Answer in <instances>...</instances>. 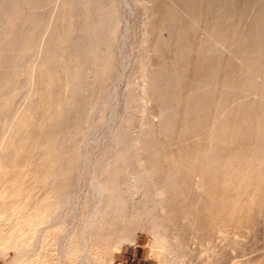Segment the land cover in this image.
Segmentation results:
<instances>
[{
    "label": "bare ground",
    "instance_id": "1",
    "mask_svg": "<svg viewBox=\"0 0 264 264\" xmlns=\"http://www.w3.org/2000/svg\"><path fill=\"white\" fill-rule=\"evenodd\" d=\"M43 1L0 0V120L12 91L20 87L23 92L15 115L0 127V251L14 248L15 260L21 263L32 253L34 258L41 255V261L35 259L39 264L52 258L57 264L73 258L76 264H95L107 249L108 239H115L132 217L125 213L118 217L121 211L111 203L107 206L120 187L116 168L108 166L112 165L108 160L123 146L124 136L120 142L112 136L103 161L93 164L88 147L79 151L78 177L72 185L67 182L75 165L69 153L74 143L73 119L80 106L95 95L90 87L97 73L93 64L98 59L96 46L103 42L112 16L100 4L93 11L76 14L70 10L76 3L91 0H48L52 2L48 16L40 17ZM163 3L165 16L158 27V58L163 61L149 65L140 88L143 98L157 103L159 120L153 121L149 114L140 121L136 137L123 150V159L128 157L134 167L131 189L145 191L144 204L149 201L142 206L141 216L155 212L151 227H161L172 208L184 200L181 179L188 175L193 190L204 199L206 226L216 229L222 219L227 222L235 217L264 184V0ZM66 6L65 14L61 11ZM30 42L37 46L30 48ZM168 49L170 62L164 57ZM192 56L196 63L190 67ZM112 99L111 103L117 98ZM115 108L112 103L108 111ZM113 128V124L108 128L109 134ZM42 131L46 133L37 136ZM45 156V166L29 175L25 165ZM183 209L181 217L186 220L189 213ZM151 234L156 258L161 264H173L176 257L169 251L166 236L153 230ZM206 245L207 253L212 251L210 240Z\"/></svg>",
    "mask_w": 264,
    "mask_h": 264
},
{
    "label": "rangeland",
    "instance_id": "2",
    "mask_svg": "<svg viewBox=\"0 0 264 264\" xmlns=\"http://www.w3.org/2000/svg\"><path fill=\"white\" fill-rule=\"evenodd\" d=\"M51 3L52 2H49L48 0L43 1L42 6L39 10L40 17L48 16V12H49L48 10H49V7L51 6ZM99 4L102 6L101 9H103V11H105L106 9L105 12L109 13L112 16V23L110 24V28L108 29V31L105 32L103 37L101 38V41L103 42H97V46H96V49H97L96 54H97L98 59L94 61L93 64L95 68L94 67L93 68L96 69L97 73H95V80L93 81L94 86L91 85L90 87L92 93L95 92V95L92 94V99L95 102L91 100L90 103L83 104L82 106H80L81 109L78 110V113L73 119L74 126H75L74 135H73L74 143L69 153L73 155V158L75 157L74 159L75 165L73 167L72 173L68 175L69 179L67 182L68 184L72 185L74 180L77 179L75 177H78L77 176L79 174L78 171L80 170L79 163L81 160L79 154L82 153L86 149V147H88L89 151L92 152L91 160H92V163L94 164V162H97V161L100 162V160L103 161L104 158L106 157L105 151L107 149L109 142L112 139V136H113V139H115L116 141H119V140L123 141L124 139V141L121 142L123 146L121 145L120 148H118V152L114 154L113 156L114 160L112 159V156H110L108 160L109 162L111 161V163L109 162L108 163L112 164L108 166H112L113 168H116L117 179H118V180L116 179L117 181L116 185H120V187L117 186L118 187L117 192L119 193H116L113 195V197L111 198L112 201H110L111 199H108L110 202L107 201V203L109 202L107 206L112 205L111 207L115 208L117 211H121V214L120 212H118L119 213L117 215L118 217H120L121 215L123 216L124 213H125L124 215L132 214V217L126 223H124L125 225L123 226L125 228H122L123 226H121L120 232L116 233L118 234V236H123L122 234H125L123 236L124 238L118 237L115 234V237H114L115 239H113V236L110 239H108L107 249H105L104 253L99 254V256H97V258L94 260L93 263L95 264H118L119 262L118 259L121 258V255L123 252H129V250H134L135 251L134 256H136V261H135L136 264H161L158 258H156L155 240H154V236L151 234L153 230V231H156L157 233H160L166 236V238L168 239L169 244H170V247H168L169 251L170 253H175L174 255L176 257V260L173 261V264H216V263L217 264H246L247 263L246 258L249 260L248 264H264V188H263L264 184L262 185L261 189L255 193L252 199L244 203L242 210L235 217H233L231 220L227 222H224V219L221 218L222 224L220 223L219 227L216 225L217 226L216 229L210 228L211 229L210 230L206 226L205 223H206V217L208 216V212L203 209L204 199L201 197V195H198L196 190H193L194 188L191 185V182H190L191 179H188L189 178L188 175L186 176L183 175L181 179L183 180L182 181L183 185H182L180 192L182 191L184 192V193L182 192L183 193L182 196H184V200L181 201L177 206L172 208L169 219L164 220L162 222L161 227H157V228L155 226L151 227V225H154V224L152 223L150 217L155 212H153L150 216H145V217L144 215L141 216L142 215L141 208H143L142 206L144 205L148 206L149 201L147 200L148 203L144 204L146 201L145 196H144L145 191H141V193H136L131 189L130 173L133 172L134 167L128 157H125L126 159H123V158L125 156V151L127 150L128 144L136 137V134H137L136 131L138 132V129L140 127L139 126L140 121H142L143 118L150 116L149 114H151V119L153 121L157 122L159 120V114L157 112L158 109L156 105L157 103L152 99L147 100L143 98L141 95L142 91L140 88L141 86H143L141 84L144 83V79H145V78L143 79L142 76L146 75V72L149 69V65L152 64V66H156L158 63H160V61L161 62L163 61V58H158L159 57L158 48H159V45L161 44L160 39H158V34H159L158 27L160 24V19L165 16L164 15L165 7H164L163 0H91L90 2H88V4L76 3L70 7V10L72 9L71 11H73V9H75L74 11L76 12V14L79 13L80 11H84L86 9L89 10L91 8H92L91 10L93 11L95 8L94 6L97 5L98 7ZM67 11H69L67 6L62 7V11H61L62 13L66 14ZM115 20H116V23H115ZM62 24L63 23H60V25ZM113 30L115 33L113 32ZM120 39H122V41ZM144 42L146 43V45ZM81 43L82 42H79L78 44H81ZM29 45H30V48H34L37 46V42H30ZM169 51H170L169 49L168 51L165 50V53H164V57L165 59H167V62H170ZM122 59L123 60L125 59V60L122 61ZM190 59L191 60L189 61V64L191 67L196 62H195V57L192 56ZM144 71L146 72L144 73ZM98 83L100 84L99 86H97ZM22 93H23L22 88L20 87H17L16 89L12 91V96L10 97L9 102L7 103L5 108L2 110L0 127L5 126L6 123L8 122V119H10V117L15 115L16 113L15 109L20 105ZM113 96L117 98L118 100L114 99ZM117 96H120V97L118 98ZM16 97L18 99H16ZM111 98L114 99L115 103L117 101L120 102V103L117 102V105H116L112 101L113 107L115 108L117 106L114 110L112 109L113 111L116 110L115 111L116 113L111 111V109L110 111H108L109 107L112 108ZM144 99L147 102H144ZM141 101L144 105L141 103ZM118 103L120 105H118ZM93 110L94 112H92ZM109 112L111 113L109 114ZM109 116L112 120L110 119V122L108 123L107 121H109L108 120ZM111 123L113 124L114 128L112 130V134H109L108 128L110 129L112 125ZM115 123H116V126H115ZM103 124L104 126L106 125L107 126L104 127ZM102 126L104 128H102ZM116 127H117V130L115 129ZM100 128H102V130ZM118 128H120V130ZM134 132L135 134H133ZM45 133L46 131H42V132H37L36 134L37 136H43ZM116 133L117 134L121 133L122 136L121 134L115 135ZM131 133L134 136V137L132 136V138L129 137L132 135ZM108 135L110 138H107ZM117 136H120V138H118ZM116 137L118 138V140L116 139ZM159 139L161 141H164L162 140L163 138L159 137ZM125 142L126 144H124ZM92 149H94L96 153ZM102 150L104 151L103 153H102ZM93 152L95 154H93ZM121 153L124 154L123 157L121 156ZM47 157L48 156H45L44 159H42V157L41 158L35 157L34 160L28 162L25 165V169L27 170L28 174L31 175L33 172H36L38 169L41 170V168L44 167L46 164L45 160ZM99 157L100 159H98ZM95 159L96 161H94ZM9 160L10 158L6 160V163H9ZM118 161H120L121 163ZM123 161H125L124 164H123ZM115 163L116 165H121V167L120 166L117 167ZM129 165L131 166L130 168H129ZM121 169L124 170V172L126 173V174L124 173L125 174L124 176L121 175L123 173ZM128 170L129 172H126ZM125 176L128 180L124 178ZM71 180H72V183H71ZM123 180H125L126 183ZM194 191L196 192V194L194 193ZM126 192H128L129 194H127ZM258 192H260V194H258ZM120 193L121 194L123 193L122 197ZM116 195H117V198H116ZM123 196L125 200L123 199ZM132 196L134 198H132ZM121 198L123 200L122 202H121ZM139 199L142 201L141 202V204L143 203L142 205L140 204ZM193 199L194 201L192 202ZM85 200L86 198L83 201ZM136 200L137 202L135 203ZM119 203L123 206L120 207L121 205ZM183 207L186 208L187 213H189L187 216L188 218L186 220H183L181 217L182 211L184 210ZM121 208L123 210H121ZM69 217L71 216L67 217V221H69L68 220L70 219ZM182 220L183 222L184 221L185 222L183 223ZM131 222H132L133 228L132 226H129V224L131 225ZM140 222H141V226H140ZM127 227L129 228L127 229ZM149 228L151 230H149ZM204 228H206L207 230ZM123 230L126 232H124ZM218 230H220L223 234L222 233L218 234ZM231 232L232 234L234 233V235H231ZM229 235L234 237V238L233 237L231 238L230 242L227 239L228 237H230ZM236 237L239 238L237 241L235 240ZM206 238L207 240L209 239L211 241V245L213 246L212 251H209L208 253L205 249V245L209 240L205 241ZM110 240H113L114 242ZM180 241H181V244H179ZM109 243L112 245H109ZM226 243H229V245H227ZM231 243L234 246L231 245ZM230 245L233 247L230 248L231 247ZM200 247L203 248V250L205 251L204 253ZM177 252H180L178 253V256H177ZM243 253L244 255L246 253V255L242 256ZM16 255L17 253L14 248H10V250L8 248L5 251H0V263L2 264H31V263L39 264L38 261L42 260L41 255H39V257L35 256L34 258L33 257L34 255L30 253L27 255L29 258L26 256L27 257L26 259L25 257L26 263L25 262L21 263L15 260ZM206 257H208L207 258L208 260L206 259ZM212 257L214 258V260L212 259ZM35 259L36 260L39 259V260L36 261ZM27 260H28V263H27ZM75 260H76L75 258L70 259L67 262H65V264H76ZM239 260L240 262L238 263ZM241 260L243 262H241ZM51 261L50 259H48V261L46 260V264L47 262L48 264H57L56 258H52Z\"/></svg>",
    "mask_w": 264,
    "mask_h": 264
},
{
    "label": "crops",
    "instance_id": "3",
    "mask_svg": "<svg viewBox=\"0 0 264 264\" xmlns=\"http://www.w3.org/2000/svg\"><path fill=\"white\" fill-rule=\"evenodd\" d=\"M134 250H129V252H123L121 258L118 259V264H136V256ZM2 264V263H0Z\"/></svg>",
    "mask_w": 264,
    "mask_h": 264
}]
</instances>
